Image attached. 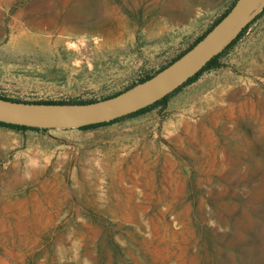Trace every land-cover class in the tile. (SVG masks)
I'll return each mask as SVG.
<instances>
[{
	"label": "rangeland",
	"instance_id": "374dc122",
	"mask_svg": "<svg viewBox=\"0 0 264 264\" xmlns=\"http://www.w3.org/2000/svg\"><path fill=\"white\" fill-rule=\"evenodd\" d=\"M234 1L0 0V95L123 91ZM246 26L164 107L0 126V264H264V8Z\"/></svg>",
	"mask_w": 264,
	"mask_h": 264
},
{
	"label": "water",
	"instance_id": "95a60500",
	"mask_svg": "<svg viewBox=\"0 0 264 264\" xmlns=\"http://www.w3.org/2000/svg\"><path fill=\"white\" fill-rule=\"evenodd\" d=\"M264 8V0H236L228 12L178 58L119 93L84 102H27L0 97V122L32 128H80L109 122L164 98L226 48Z\"/></svg>",
	"mask_w": 264,
	"mask_h": 264
},
{
	"label": "trees",
	"instance_id": "16d2710c",
	"mask_svg": "<svg viewBox=\"0 0 264 264\" xmlns=\"http://www.w3.org/2000/svg\"><path fill=\"white\" fill-rule=\"evenodd\" d=\"M236 1V0H235ZM234 1V2H235ZM234 2L232 3V5L234 4ZM231 5V6H232ZM231 6L225 10L213 23L212 25L202 34L200 35L193 43H191V45L185 49L184 51H182L181 53H179L176 57H174L169 63H171L173 60H175L176 58H178L182 53H184L186 50H188L190 47H192L200 38H202L206 32H208L227 12L228 10L231 8ZM247 28V26L242 30V32L237 36V38H235V40H233L222 52H220L219 54H217L216 56H214L197 74H195L193 77H191L189 80H187L184 84H182L179 88H177L176 90H174L172 93L166 95L164 98L154 102L153 104L145 107V108H142L134 113H131V114H128L126 116H123V117H120V118H116L114 120H111L109 122H103V123H98V124H91V125H86V126H82L80 127L79 129H87V128H95V127H98V126H102V125H106V124H109V123H113V122H116V121H119V120H122V119H125V118H128V117H132V116H135V115H138V114H141V113H144L156 106H161V107H164L166 105V102L168 100V98L173 95L174 93H176L177 91H179L180 89H182L184 86L196 81L200 75L207 71V70H211L213 68H216L217 67V61L219 59V57L228 49L230 48L236 41L237 39L242 35V33L245 31V29ZM168 63V64H169ZM166 64V65H168ZM166 65L160 67L157 71H159L160 69H162L163 67H165ZM157 71H155L154 73L152 74H149V75H143V77H140V79H138L135 83L129 85L127 88L133 86L134 84L138 83V82H141V81H144L145 79L149 78L150 76H152L153 74H155ZM126 88V89H127ZM119 93V92H117ZM117 93H114L112 95H115ZM110 95V96H112ZM0 97L2 98H6V99H11V100H18V101H24V100H19V99H14V98H10V97H6V96H3V95H0ZM106 97H109V96H106ZM105 98V97H104ZM94 101V100H92ZM27 102H59V103H64V102H73V103H84V102H90V101H56V100H42V101H27ZM0 126H5V127H10V128H13V129H18V130H37V131H40V130H44V129H40V128H32V127H27V126H21V125H14V124H7V123H3V122H0Z\"/></svg>",
	"mask_w": 264,
	"mask_h": 264
},
{
	"label": "bare ground",
	"instance_id": "6f19581e",
	"mask_svg": "<svg viewBox=\"0 0 264 264\" xmlns=\"http://www.w3.org/2000/svg\"><path fill=\"white\" fill-rule=\"evenodd\" d=\"M104 1H106L107 2V0H104ZM100 2V1H99ZM103 2V1H102ZM98 5V4H97ZM97 5H96V7H97ZM106 7V6H105ZM104 8V7H103ZM111 14V13H110ZM117 15V14H116ZM178 15V14H177ZM102 18V17H101ZM121 18V17H120ZM171 18V17H170ZM156 19V18H155ZM154 19V20H155ZM103 20H106V19H103ZM175 20V19H174ZM157 21V20H156ZM101 22V21H100ZM174 22V21H173ZM97 23V22H96ZM153 23V22H152ZM156 23V22H155ZM154 24V23H153ZM160 24V23H159ZM101 25H102V23H101ZM162 26V25H161ZM156 31V30H155ZM161 32V31H160ZM163 32V31H162ZM155 33V32H154ZM157 35V34H156Z\"/></svg>",
	"mask_w": 264,
	"mask_h": 264
}]
</instances>
